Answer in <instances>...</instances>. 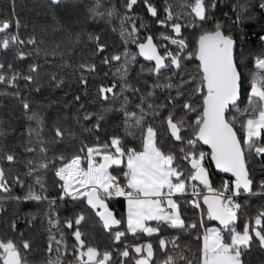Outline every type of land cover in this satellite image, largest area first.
I'll return each instance as SVG.
<instances>
[{
	"label": "snow or ice",
	"instance_id": "6c2138e0",
	"mask_svg": "<svg viewBox=\"0 0 264 264\" xmlns=\"http://www.w3.org/2000/svg\"><path fill=\"white\" fill-rule=\"evenodd\" d=\"M40 4L51 15L52 30L66 38L70 49L81 39L74 28L82 21L111 26L120 50L105 55L109 45L99 33L88 32L92 50L73 70L88 96L97 58L109 67L117 62L113 75L120 81L119 94L115 80L96 85L95 93L102 101L123 97L118 108L93 111L75 94L63 102L64 111H57L49 128L46 112L59 102L34 109L30 96L19 87L23 80L29 92L42 91L37 81L41 65L33 60L25 73L16 64L33 55L24 46L36 45L37 40L33 35L21 38L14 10L0 14V98H10L21 109L19 117L0 115V217L8 213L3 202L12 198L13 186L24 187L22 177L35 176L23 199L48 200L47 246L40 264H264V210L238 226L243 207L238 198L264 196V49L238 55L236 36L246 35L243 26L254 11L264 13V0H235L232 15L223 12L220 17L216 15L220 0H119L118 6H109L106 0H40ZM188 28L198 30L193 42L184 35ZM41 51L35 49V55ZM57 54L56 49L44 50L45 56ZM138 58L149 62L137 73L147 77L143 92L129 79ZM192 61L198 63L189 67ZM48 81L57 89L65 83L55 72ZM109 114L119 120L111 132L105 127ZM20 119L25 121L23 131L17 126ZM66 140L73 142L71 150H57ZM29 153L33 155L22 156ZM21 160L26 171L13 173L11 168ZM209 162L231 179L215 187ZM49 171L58 189L51 199L42 195L48 185L38 174ZM118 198L125 202L122 213L112 207ZM60 201L72 202V215L61 219L55 211ZM81 202L83 207L77 209ZM19 219L13 212L0 230V264H31L33 246L18 232ZM35 219L33 215L28 222ZM90 219L108 236V246L101 248L86 239L83 228ZM207 221L215 224L208 226ZM61 225L71 230V244ZM165 230L179 235L165 236ZM184 234L197 242L195 252L181 244ZM128 236L134 242H128ZM141 236L157 243L142 241Z\"/></svg>",
	"mask_w": 264,
	"mask_h": 264
},
{
	"label": "trees",
	"instance_id": "16d2710c",
	"mask_svg": "<svg viewBox=\"0 0 264 264\" xmlns=\"http://www.w3.org/2000/svg\"><path fill=\"white\" fill-rule=\"evenodd\" d=\"M91 0H85V3H90ZM109 6L119 5V0H106ZM235 2V0H220V8L217 10V17H220L223 12L229 13L232 15L230 11V6ZM11 10L15 11L14 19L20 21V27L18 29L21 38L26 39L28 36L33 35L37 40L36 45H26L25 50L32 52L33 55L30 56L25 61H17V66L24 71L27 72V66L30 62L35 60L37 63L41 65V71L39 76L37 77L38 83L42 86L41 93H36L34 91L29 92L28 88L25 86V82L21 80L19 82V87L21 91L25 95H29L30 99L33 103L34 109H39L42 105H48L51 101L55 100L59 103L53 105L50 109L47 110V124L48 127H51L53 120L57 114V111H64L62 108V104L64 101L71 100L72 96L75 94H80L82 99L86 103V106L93 111L101 110L105 107H119L120 102L123 97L117 96L116 99H110L109 101L99 100L95 93L96 85L100 83L111 84L114 80L117 82V89L115 90L118 94L120 91V81L119 78L114 76L116 67L118 66L117 62H113L111 67L100 64L99 58H97L96 63L98 64V71L96 74L89 76V85H88V96H84L83 89L81 86L77 84L76 76L77 73H74V66L80 62V57L85 53H90L92 50V43L87 40L88 32H96L99 33L105 43L109 45V52H106L105 55H108L111 52L120 50L119 45V37L116 33L111 31V26L106 25L103 21H82L80 24L76 25L74 31L81 33L80 41L72 48H68L65 46V37L60 33L54 32L51 28V15H46L47 9L42 7L40 4V0H0V14L7 15ZM139 11V9H137ZM253 18L251 20L245 21V25L243 26V32L246 35H241L239 32L236 33L238 40V50L237 54L243 52L245 56H247L250 52L252 54H256L264 49V40H261L260 37L264 36V13L256 10L252 13ZM118 24V22H117ZM209 25H205V27H209ZM83 29V31H82ZM159 29L154 28V31H158ZM197 29L188 28L185 30L184 35L190 41L193 42L194 38L197 34ZM243 41V42H240ZM60 45L57 48V45ZM132 50L135 51V47L131 46ZM41 49L39 56L35 55V49ZM53 49H56L57 55H44V50L49 53L52 52ZM83 49V52L80 51ZM12 53L8 54V58L11 59ZM139 64L134 66V70L130 73V83L135 84L137 87L141 89V91L146 90V85L143 84V79L147 77H138L137 73L139 72V68L141 65L148 66L149 62H145L142 59L138 58ZM197 62L192 61L189 67H193ZM63 65H72V67H66ZM55 72L58 77L62 78L65 83L61 89H57L51 87L49 85L48 76L49 74ZM107 72L108 76L105 77L104 73ZM3 87V86H0ZM162 97V94H161ZM131 99L134 103H138V99L136 96H132ZM6 106V107H4ZM246 106V102L245 105ZM9 114L14 116H21V109L18 105L15 104L10 98H0V115H4L5 119L9 118ZM113 122L118 123V118L109 114L108 122L105 124V127L109 132L113 129ZM25 121L20 119L17 122V126L20 131H23V126ZM16 134L9 137V140H13ZM45 135H50L49 132H46ZM85 138H88L89 142L91 139L89 138L88 133L83 134ZM101 138L104 139V133H101ZM19 142L18 140L16 141ZM72 143L68 140L65 141L64 144L57 145V150H71ZM205 150V148H203ZM20 151V149H17ZM33 154H22V156L31 157ZM51 155V153H49ZM210 171L212 173V180L215 187H220L221 183L229 178L221 177L216 175L210 164ZM255 167V165H253ZM13 173L23 174L26 169L24 168L22 160L18 162L11 168ZM114 174H118V169L112 170ZM257 175H259V169H256ZM42 176L45 183L48 185L47 192L42 193V195L47 196L49 199L56 197L58 195V189L53 184V175L49 171L47 173L41 172L38 173ZM25 180V186L21 187L20 185H14L13 190L10 194V197L6 199L4 203V207L8 209L7 215L0 217V230L4 228V221L11 218L13 212H17L19 214L18 221V232L24 234V238L28 239L33 246V250L28 255V259L31 261V264H40L41 259L45 255V248L47 246V220L44 216V213L49 210L48 200L35 201L30 200L26 201L23 197L27 193V185L34 184L35 176H23ZM36 189L39 190V186L36 185ZM257 191H259L257 189ZM9 195V194H4ZM14 197H21L20 200L14 199ZM238 200L242 203L243 207L241 209L240 220L238 221L239 228H242L243 224L247 222L250 217H254L258 211L264 210V196L259 195H248L244 194L242 197H239ZM77 209L83 207L82 202L78 204ZM112 207L118 212L121 209V200L117 199L112 202ZM72 202L68 201L67 203L60 201L58 202V206L55 208V211L59 214L61 219L64 217L72 215ZM186 214L195 219L196 216L191 209L185 207ZM35 216L36 219L32 220L31 223L28 221L31 219V216ZM208 226H212L214 223L211 221H207ZM61 228L65 232L66 238L68 239L69 244H71L72 238L70 237V229ZM102 230V229H101ZM55 232L56 229H53ZM83 231L85 229L83 228ZM103 231V230H102ZM15 235V234H13ZM165 236H173L179 235L172 230H165ZM140 239L143 241L145 239H151L153 244L157 243L155 238H147L141 236ZM135 238L128 236V242H134ZM181 244H187L192 248V251L195 252L197 248V242L194 240L192 236L184 234L181 239ZM190 255V254H189ZM254 256L258 254L254 252ZM67 259H70L68 257Z\"/></svg>",
	"mask_w": 264,
	"mask_h": 264
},
{
	"label": "rangeland",
	"instance_id": "374dc122",
	"mask_svg": "<svg viewBox=\"0 0 264 264\" xmlns=\"http://www.w3.org/2000/svg\"><path fill=\"white\" fill-rule=\"evenodd\" d=\"M86 239L89 242L98 244L101 248L108 246L110 243L108 236L99 228V226L95 225L93 221L90 219L89 223L84 226Z\"/></svg>",
	"mask_w": 264,
	"mask_h": 264
},
{
	"label": "water",
	"instance_id": "95a60500",
	"mask_svg": "<svg viewBox=\"0 0 264 264\" xmlns=\"http://www.w3.org/2000/svg\"><path fill=\"white\" fill-rule=\"evenodd\" d=\"M140 59H142L143 61H145L143 58H140ZM145 62H147V61H145ZM196 62H197V61H196ZM197 63H198V62H197ZM204 148H205L206 151L208 150V149H207V146H204ZM209 164H210V166H211L213 172H214L216 175H219V176H221V177H225V178H229V179H231L230 174H226V173L219 172L218 170L215 169L214 165H212L210 162H209ZM211 222H213V221H211ZM213 223L215 224V222H213Z\"/></svg>",
	"mask_w": 264,
	"mask_h": 264
},
{
	"label": "crops",
	"instance_id": "0c3cea01",
	"mask_svg": "<svg viewBox=\"0 0 264 264\" xmlns=\"http://www.w3.org/2000/svg\"><path fill=\"white\" fill-rule=\"evenodd\" d=\"M118 199L121 200V209L118 210V213H122L124 211L125 202L123 198H118Z\"/></svg>",
	"mask_w": 264,
	"mask_h": 264
}]
</instances>
